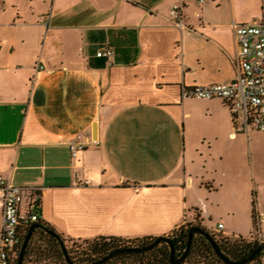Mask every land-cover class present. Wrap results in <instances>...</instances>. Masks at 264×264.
Here are the masks:
<instances>
[{
	"label": "crops",
	"instance_id": "crops-1",
	"mask_svg": "<svg viewBox=\"0 0 264 264\" xmlns=\"http://www.w3.org/2000/svg\"><path fill=\"white\" fill-rule=\"evenodd\" d=\"M263 22L264 0H0V176L39 189L40 220L67 242L186 223L246 238L255 196L264 243L251 131L225 101L181 96L233 82L234 25Z\"/></svg>",
	"mask_w": 264,
	"mask_h": 264
},
{
	"label": "built area",
	"instance_id": "built-area-1",
	"mask_svg": "<svg viewBox=\"0 0 264 264\" xmlns=\"http://www.w3.org/2000/svg\"><path fill=\"white\" fill-rule=\"evenodd\" d=\"M202 1V0H200ZM181 6L170 11V18L178 27L181 21ZM238 42V53L232 59L236 79L229 84L193 85L183 87V99H221L232 114L236 129L245 133L264 132V22L234 25ZM111 48L97 53L98 57H110ZM43 69V66H39ZM86 148L83 142L70 144L72 157L76 159ZM2 225L0 238V264H13L21 245L24 227L41 219L40 191L37 188H20L0 176ZM260 223V219H259ZM223 224H218L221 233Z\"/></svg>",
	"mask_w": 264,
	"mask_h": 264
},
{
	"label": "trees",
	"instance_id": "trees-1",
	"mask_svg": "<svg viewBox=\"0 0 264 264\" xmlns=\"http://www.w3.org/2000/svg\"><path fill=\"white\" fill-rule=\"evenodd\" d=\"M256 198H253V220H254V230L259 232V216L256 214ZM37 223L44 224L51 231L55 232L59 237L62 236L56 232L51 226H49L44 221L40 220ZM32 225V224H31ZM28 225L24 227L22 231V240L21 245L24 241V238L29 230ZM192 227H201L199 223L196 225L192 223H186L176 228L170 235L162 236L170 239L173 242V246L175 249V255L177 257L181 256L186 248L188 233ZM215 239L217 248L219 252L229 261L238 262L251 254L258 247L264 245V243L259 242L258 240L249 241L244 237H239V239H231L229 237L217 239L212 235ZM156 237H146L141 239L134 240H126L122 238L115 237H99L93 240H84L83 243L86 244V247L78 253V257L75 259L71 256L70 252L68 255L73 264H91L94 263L110 252L123 248H139L143 247L150 242H152ZM63 239V238H62ZM64 243L67 241L65 239ZM39 241L41 244H39ZM20 247L16 252V257L14 259L13 264L17 263V259L20 253ZM57 255L63 262L66 263L60 245L57 239L47 233H45L41 229L33 230L29 242L26 246V250L24 253V259L22 264H25L27 259L31 255H37L40 259H45L49 257V255ZM67 264V263H66ZM103 264H171L170 263V249L169 246L160 242L153 248L140 253H121L112 256ZM179 264H227L225 263L220 256H218L210 243L201 235L194 234L192 243L190 246V250L188 252L187 257L184 261ZM246 264H264V253L256 255L250 262Z\"/></svg>",
	"mask_w": 264,
	"mask_h": 264
},
{
	"label": "water",
	"instance_id": "water-1",
	"mask_svg": "<svg viewBox=\"0 0 264 264\" xmlns=\"http://www.w3.org/2000/svg\"><path fill=\"white\" fill-rule=\"evenodd\" d=\"M35 229H41L43 230L45 233L55 237L60 245V248L62 250V253L64 255L65 261L67 264H73L70 260V257L68 255L64 240L59 237V235H57L55 232L51 231L49 228H47L44 224L42 223H33L30 227L29 230L24 238V241L21 245L20 248V253H19V257L17 259V263L16 264H22L23 259H24V253L26 250V246L29 242V239L31 237V234L33 232V230ZM194 234H199L201 236H203L212 246L214 252L220 256L222 258V260L227 263V264H246L248 262H250L256 255L264 253V245L258 247L256 250H254L251 254H249L247 257H245L244 259H242L241 261L238 262H231L228 259H226L218 250L215 239L212 237V235L205 229H202L200 227H192L189 230L188 233V239H187V244H186V248L183 252V254L179 257H177L175 255V249L173 246V242L166 238V237H156L152 242H150L149 244L143 246V247H139V248H123V249H118V250H114L112 252H110L108 255H106L105 257H103L102 259L91 263V264H103L104 262H106L108 259H110L112 256L116 255V254H121V253H140V252H145L151 248H153L154 246H156L158 243L160 242H164L169 246L170 249V263L171 264H179L182 261L185 260V258L188 255V252L190 250V246L192 243V239H193V235Z\"/></svg>",
	"mask_w": 264,
	"mask_h": 264
},
{
	"label": "rangeland",
	"instance_id": "rangeland-1",
	"mask_svg": "<svg viewBox=\"0 0 264 264\" xmlns=\"http://www.w3.org/2000/svg\"><path fill=\"white\" fill-rule=\"evenodd\" d=\"M250 146H251V155L254 160L255 168L258 176L264 181V132L251 131L250 133ZM195 224V223H193ZM261 232L264 236V224L261 225ZM258 232L254 230L253 234L250 237H246L249 241L258 240ZM214 237L217 239L225 238L223 234L215 233ZM231 239H239V237H229ZM39 244L41 242L39 241ZM43 246V244H41ZM66 249L70 252L71 256L75 259L78 257V253L82 251L86 244L82 241H68L65 242ZM25 264H66L63 262V259L57 255H49L45 259H40L37 255H31Z\"/></svg>",
	"mask_w": 264,
	"mask_h": 264
}]
</instances>
